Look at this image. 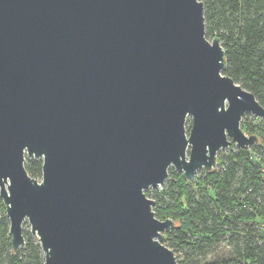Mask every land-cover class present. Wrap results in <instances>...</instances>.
Returning a JSON list of instances; mask_svg holds the SVG:
<instances>
[{
	"label": "water",
	"instance_id": "water-1",
	"mask_svg": "<svg viewBox=\"0 0 264 264\" xmlns=\"http://www.w3.org/2000/svg\"><path fill=\"white\" fill-rule=\"evenodd\" d=\"M202 0H0V196L44 264H180L146 190L192 182L264 121ZM191 119L188 132L186 124ZM41 159V180L26 168Z\"/></svg>",
	"mask_w": 264,
	"mask_h": 264
},
{
	"label": "trees",
	"instance_id": "trees-1",
	"mask_svg": "<svg viewBox=\"0 0 264 264\" xmlns=\"http://www.w3.org/2000/svg\"><path fill=\"white\" fill-rule=\"evenodd\" d=\"M206 34L219 36L228 61L226 73L252 91L264 106V0H202ZM242 128L260 138L253 147L234 142L217 166L199 170L189 182L173 167L161 187L148 189L156 216L171 218L164 242L180 264H264V121ZM41 159L26 160L28 172L42 177ZM24 225L29 226L26 221ZM14 250L10 221L0 196V264H44L31 230Z\"/></svg>",
	"mask_w": 264,
	"mask_h": 264
},
{
	"label": "rangeland",
	"instance_id": "rangeland-1",
	"mask_svg": "<svg viewBox=\"0 0 264 264\" xmlns=\"http://www.w3.org/2000/svg\"><path fill=\"white\" fill-rule=\"evenodd\" d=\"M210 38V37H209ZM258 119H260V118H258V117H256L255 115H253V114H251V113H246L245 115H244V117H243V120H246V121H248V122H250L251 124H257V120ZM262 120V119H261ZM190 127H191V119H188V121H187V124H186V128L188 129V132H189V130H190ZM247 134H249L247 131H245ZM227 150H229V147H226V148H223L222 150H220L219 151V153H218V158H219V156L220 155H222L221 154V152L222 151H224V153L227 151ZM175 169V168H174ZM176 170V169H175ZM38 179H40L41 180V177L40 178H38ZM150 189H155V188H150ZM150 197V196H149ZM152 198V197H151ZM154 199V198H153ZM24 227L26 228V229H30V225L29 226H26V225H24ZM31 230V229H30Z\"/></svg>",
	"mask_w": 264,
	"mask_h": 264
},
{
	"label": "built area",
	"instance_id": "built-area-1",
	"mask_svg": "<svg viewBox=\"0 0 264 264\" xmlns=\"http://www.w3.org/2000/svg\"><path fill=\"white\" fill-rule=\"evenodd\" d=\"M161 186H162V185H161ZM161 186H160V187H161Z\"/></svg>",
	"mask_w": 264,
	"mask_h": 264
}]
</instances>
